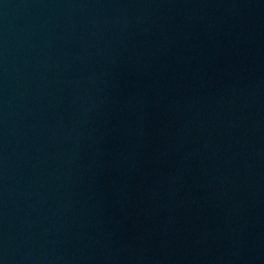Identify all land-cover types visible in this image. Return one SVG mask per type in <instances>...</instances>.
<instances>
[{
    "label": "water",
    "instance_id": "95a60500",
    "mask_svg": "<svg viewBox=\"0 0 264 264\" xmlns=\"http://www.w3.org/2000/svg\"><path fill=\"white\" fill-rule=\"evenodd\" d=\"M0 264H264V0H0Z\"/></svg>",
    "mask_w": 264,
    "mask_h": 264
}]
</instances>
